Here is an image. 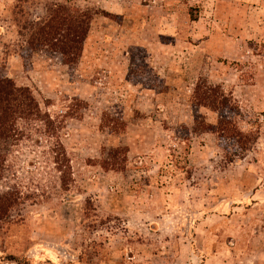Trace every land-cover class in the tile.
<instances>
[{
	"label": "rangeland",
	"instance_id": "1",
	"mask_svg": "<svg viewBox=\"0 0 264 264\" xmlns=\"http://www.w3.org/2000/svg\"><path fill=\"white\" fill-rule=\"evenodd\" d=\"M64 1L98 12L76 63L27 48ZM0 69L61 122L12 149L0 191L50 197L0 225V264H264V0H0Z\"/></svg>",
	"mask_w": 264,
	"mask_h": 264
},
{
	"label": "trees",
	"instance_id": "2",
	"mask_svg": "<svg viewBox=\"0 0 264 264\" xmlns=\"http://www.w3.org/2000/svg\"><path fill=\"white\" fill-rule=\"evenodd\" d=\"M96 14L97 11L82 9L70 1L51 4L44 19L30 23L28 50L36 52L48 49L58 54L64 62L76 63L82 56L84 43ZM200 95L202 98H198V104L203 107L214 110L229 108L228 99L224 95H216L212 88L210 94L204 92ZM27 126L38 127L48 139L54 137L58 139L61 122L52 120L50 115L42 110L28 87L17 86L15 81L0 69V179L9 170V157L14 151L12 149L20 144ZM218 132L226 133L224 136L230 138H238L241 149L243 151L248 149L250 143L248 136L234 128L226 119L220 122ZM55 143L52 157L54 169L59 173V188L63 192L69 189L71 180L70 159L62 143L59 140ZM44 195L36 192L24 194L16 187L0 191V225L10 222L13 218L12 212L27 200L31 199L36 203L46 202L50 196ZM66 199L69 200L70 197L67 196Z\"/></svg>",
	"mask_w": 264,
	"mask_h": 264
}]
</instances>
